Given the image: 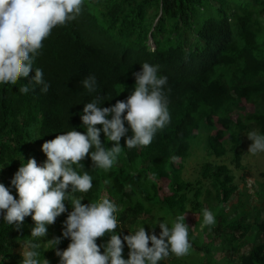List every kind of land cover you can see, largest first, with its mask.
<instances>
[{
	"label": "trees",
	"instance_id": "trees-1",
	"mask_svg": "<svg viewBox=\"0 0 264 264\" xmlns=\"http://www.w3.org/2000/svg\"><path fill=\"white\" fill-rule=\"evenodd\" d=\"M145 62L159 66L158 76L167 77L163 90L170 123L149 146L128 149L125 139L132 131L125 121L128 133L120 141L124 149L113 168L105 172L93 167L90 156L82 161L84 169L74 165L92 176L93 187L73 195L84 204L109 198L118 208L114 234L121 238L142 226L149 235L159 236L158 220L173 222L174 216L184 215L187 224L193 216L198 220L194 228L188 226L189 239L192 248L204 254V264H222L216 252L241 254L250 241L253 245L242 253L239 264H264V220L247 209L251 196L246 185L240 194L233 170L218 161L230 153L236 168L244 169L242 138L253 130L264 135V0H84L77 19L55 27L43 42L29 77L16 85L0 84V183L18 199L11 179L27 162L22 153L27 144L41 150L45 141L67 131L86 134L81 121L84 105L97 97L101 107L126 100L134 91L133 74ZM37 68L50 84L47 93L31 81ZM88 76L96 77L94 92L81 84ZM25 84L30 90L21 94L19 87ZM242 102L253 105V111L245 114ZM204 128L209 159L200 176L173 179L176 164L183 166L192 141L205 135ZM101 141L113 146L102 131ZM36 155L39 158H32L38 165L47 159L42 150ZM172 156L179 160L172 162ZM165 180L167 196L162 194ZM260 190L263 195L264 182ZM233 199L227 211L224 203ZM65 204L68 211L48 226L51 233L58 232L63 250L70 243L62 236L64 221L72 210L70 201ZM205 209L215 216L211 228L202 226ZM253 215L255 224L249 222ZM32 227L31 216L19 230L0 216V264H22L20 250L32 239ZM108 239L106 235L97 243L103 246ZM37 251L41 258L44 250ZM128 253L125 242L124 259ZM186 259L170 254L159 264L187 263Z\"/></svg>",
	"mask_w": 264,
	"mask_h": 264
},
{
	"label": "clouds",
	"instance_id": "clouds-1",
	"mask_svg": "<svg viewBox=\"0 0 264 264\" xmlns=\"http://www.w3.org/2000/svg\"><path fill=\"white\" fill-rule=\"evenodd\" d=\"M83 4L84 0H0V84L16 85L21 78L29 77L43 42L55 27L76 20ZM150 44L154 46L152 39ZM158 67L147 62L142 64L141 71L133 74L134 91L126 100H118L111 107H101L100 97L86 103L81 116L86 134L73 129L45 141L41 150L46 161L38 165L35 158H29L11 179L18 199L0 183V216L3 220L8 225H15L17 230L26 217L31 216L34 222L32 239L21 252L22 264H49L47 259H39L37 249L41 245L33 241L45 238L48 226L68 211L66 201H70L72 210L64 221L62 236L70 239V243L64 250H56L59 264H159L170 254L177 258L190 254L192 243L184 215L176 216L171 227L168 222L158 220L159 236L149 235L142 226L134 234L121 238L114 234L119 223L118 208L109 198L84 204L81 198L73 195L87 193L93 187L92 176L87 171L81 174L76 170L84 169L82 161L87 157L90 156L93 167L105 172L113 168L124 149L120 141L128 133L125 121L132 131L125 139L128 149L149 146L157 132L170 123L169 102L163 90L167 77L158 76ZM31 81L41 85L42 92H48L50 84L45 82L41 69L35 70ZM81 84L88 92H94L96 77L88 76ZM29 90L27 84L19 87L21 94H27ZM101 131L107 141L113 142L111 148L102 143ZM247 138L252 141L247 152L252 155L264 152V135L253 130ZM170 159L176 162L179 157ZM150 178L154 179L155 173ZM215 222L214 214L208 209L203 210L202 226L211 228ZM106 235L109 237L107 242L98 245L97 240ZM60 242V237L47 241L51 248ZM125 242L129 248L128 259L123 258Z\"/></svg>",
	"mask_w": 264,
	"mask_h": 264
},
{
	"label": "rangeland",
	"instance_id": "rangeland-1",
	"mask_svg": "<svg viewBox=\"0 0 264 264\" xmlns=\"http://www.w3.org/2000/svg\"><path fill=\"white\" fill-rule=\"evenodd\" d=\"M242 106L246 108L245 114L250 113L253 111L254 106L247 103L242 102ZM205 133V135H198L197 138H195L192 141L191 144V153L190 155L182 162V164L178 165L176 164V167H179L177 169V174L174 173L173 179L176 178H183L184 180H194L200 176V168L201 166L206 162L208 157V143L206 139V128L202 131ZM252 141L247 138V136H244L242 138L241 143V149L244 153L243 157V166L244 169L241 167L239 169L236 168V165L232 163V154H228L224 159L218 160L219 162H225L227 163L231 169L233 170V173L236 177V183L239 184V193L241 194L244 191L245 185L247 188L248 193L250 194L251 198L246 204L247 209L250 211H253L257 213V218H259L260 221L264 220V194L261 193L262 183L264 182V177L261 176V173L264 171V152H260L256 155H252L251 153L247 152L249 146L251 145ZM41 150L38 149L35 144L29 143L23 150V155L26 156V159L32 157L39 158L38 153H40ZM211 159V158H210ZM217 161V162H218ZM178 163V162H177ZM246 178V180H243V178ZM170 181V179H168ZM165 186L162 194L164 196H167L169 194V190L167 189V181L165 180V183L163 184ZM238 193V194H239ZM261 195V196H260ZM163 196V197H164ZM237 197V196H236ZM236 199V198H235ZM235 199L231 200L230 202L224 203L225 209L228 211V208L232 203L235 201ZM159 211V210H157ZM176 217V216H174ZM173 217V218H174ZM168 218V215H167ZM173 220V219H171ZM198 220L197 217L188 216L187 218V225L192 226L194 228L195 222ZM256 215H253V217L250 219V223L255 224ZM169 226L171 227L172 222H168ZM195 234H198L196 232ZM207 239L209 240L210 237L208 234L205 235ZM58 236V232L53 231L51 233L50 228L48 227V233L45 238H40L38 240V243H40V247L44 250L41 258H39L41 261L43 259H47L49 261V264H59V257L55 254L56 250H63L62 249V241L51 248L52 246L47 243L48 240H52ZM192 241V239H190ZM205 241V240H203ZM252 242H247L245 248L241 251V254L231 253V252H224L222 249H220L215 254L216 260L222 262V264L226 263V260L233 261L234 264L240 263V257L242 253H248L250 251V248L252 246ZM23 249L20 250L22 252ZM187 259L186 262H182L181 264H204V254L199 255L198 251H195L194 247L192 248L189 255L185 256ZM232 258V259H231Z\"/></svg>",
	"mask_w": 264,
	"mask_h": 264
}]
</instances>
